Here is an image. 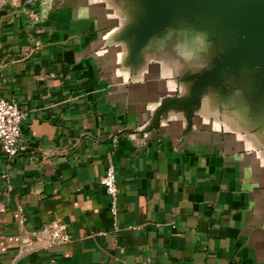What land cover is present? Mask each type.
<instances>
[{"label":"crops","instance_id":"obj_1","mask_svg":"<svg viewBox=\"0 0 264 264\" xmlns=\"http://www.w3.org/2000/svg\"><path fill=\"white\" fill-rule=\"evenodd\" d=\"M120 21L106 0H0V97L27 113L26 150L0 147V264H264V147L222 108L133 132L174 78L129 72ZM58 223L71 241L44 248Z\"/></svg>","mask_w":264,"mask_h":264},{"label":"water","instance_id":"obj_2","mask_svg":"<svg viewBox=\"0 0 264 264\" xmlns=\"http://www.w3.org/2000/svg\"><path fill=\"white\" fill-rule=\"evenodd\" d=\"M106 1L121 18L109 42L123 46L129 72L154 62L174 78L173 92L133 132H149L171 113L191 128L203 109L222 108L264 147V0Z\"/></svg>","mask_w":264,"mask_h":264},{"label":"built area","instance_id":"obj_3","mask_svg":"<svg viewBox=\"0 0 264 264\" xmlns=\"http://www.w3.org/2000/svg\"><path fill=\"white\" fill-rule=\"evenodd\" d=\"M27 113L19 107L15 99L0 97V147L7 157H14L26 150L21 141V123L26 119ZM100 184L104 187L110 198L109 212L115 217L118 212V184L114 165L108 160L104 173L100 177ZM32 236L41 239L38 233L33 231ZM48 237L42 245L48 249L54 245H61L71 241V236L64 223H58L47 229Z\"/></svg>","mask_w":264,"mask_h":264}]
</instances>
